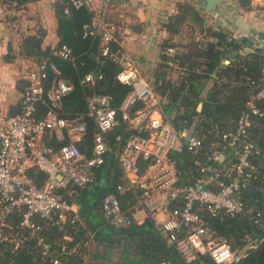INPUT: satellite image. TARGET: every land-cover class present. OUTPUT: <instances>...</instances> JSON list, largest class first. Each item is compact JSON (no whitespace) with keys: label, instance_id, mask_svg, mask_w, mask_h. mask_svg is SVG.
I'll return each instance as SVG.
<instances>
[{"label":"built area","instance_id":"obj_1","mask_svg":"<svg viewBox=\"0 0 264 264\" xmlns=\"http://www.w3.org/2000/svg\"><path fill=\"white\" fill-rule=\"evenodd\" d=\"M51 1L65 3L66 13L72 8L88 10L90 20L84 25V34L99 39L98 60L118 65L116 79L130 89L120 105L114 106L112 95L96 89L102 75L89 73L82 78L84 85L91 86L86 93L88 111L65 116L63 101L74 84L52 56L75 64L73 49L54 38L48 44L52 55L34 58L33 65L22 74L19 110L9 113L0 107V256L5 245L17 249L36 239L44 259L50 264H64L52 243L40 234L42 221L58 227L67 220L75 222L77 205L65 197L62 189L69 183L83 189L95 182L97 170L111 151L109 134L124 123L123 133L116 138L122 141L126 136L117 153L123 171L118 191L137 192L133 208L154 220L160 235L185 261L209 256L214 264H235L242 254H236L228 239L210 228L200 212L234 216L245 209L241 190L250 181L249 158L257 149L249 137V127L253 115H263L257 101L264 99V81L251 82L255 91L249 95L235 128L225 130L222 143L208 155L209 160L220 162L226 156L225 150L235 147L237 162L225 170L199 163L202 176L192 184L180 185L176 155L185 146L198 149L201 140L188 131H179L166 118L162 109L165 97L153 89L129 51L114 47L116 28L109 19L111 0ZM5 18L0 4V19ZM168 52L173 54L175 48ZM88 117L93 119L96 131L91 145L86 144V150H82L79 143L87 136ZM189 134L191 139H187ZM32 169L45 174L42 185L31 176ZM102 206L104 216L114 226L123 228L131 223L116 194L105 195ZM160 264L174 263L165 260Z\"/></svg>","mask_w":264,"mask_h":264},{"label":"trees","instance_id":"obj_2","mask_svg":"<svg viewBox=\"0 0 264 264\" xmlns=\"http://www.w3.org/2000/svg\"><path fill=\"white\" fill-rule=\"evenodd\" d=\"M8 1L15 2L19 9L31 0ZM252 3L253 0H239V5L248 10L252 9ZM54 12L59 42L68 44L77 58L73 64L52 56L74 84V89L64 98L63 114L75 116L88 111L86 93L91 86L84 85L82 78L89 73L102 75L96 89L112 95L113 105L119 106L130 87L117 81L118 65L98 60L99 39L84 34V25L90 20L88 10L72 8L66 13L65 3L55 2ZM203 22L193 4H178L177 11L163 24L170 37L160 44V61L153 70L154 80L150 82L153 89L165 97L162 109L166 118L179 131H188L201 140L198 149L190 150L185 146L176 155L181 170L180 185L192 184L202 176L199 163L225 170L237 162L238 148L235 147L226 149V156L220 162L209 160L208 155L222 143L223 132L235 128L249 95L255 91L251 82L264 81V41L257 44L247 37L235 39L226 30L210 27L201 30L214 37L213 40L191 38L185 42L175 41L174 37L188 23L202 26ZM45 37L46 32L42 30L26 36L22 54L37 60L51 56L49 45L44 46ZM114 47H119L117 42H114ZM171 47L175 48L173 54L168 52ZM246 48L252 52H245ZM5 58L9 61L10 54ZM210 81L212 85L208 87ZM23 87L22 84L21 93ZM200 103L203 107L198 110ZM257 105L263 115H253V123L249 127V137L256 143L257 149L249 158L252 167L247 169L251 172L250 181L241 190L244 211L234 216L225 212L216 216L205 210L200 212L206 224L226 237L236 254H242L235 264H264V99L258 100ZM88 122L87 136L79 143L82 150H86V144L91 145L96 131L91 117H88ZM124 126L121 123L109 134L111 151L106 163L97 170L95 182L83 189L69 183L62 189L65 197L78 205L75 222L67 220L62 227H58L42 221L40 234L52 243L53 250L64 264H160L165 260L174 264H214L209 256H202L193 262L185 261L176 248L160 235L152 218L146 217L143 222L135 218L133 205L137 192L129 190L121 193L117 189L123 176L117 153L122 150L126 136L122 141L116 138L123 133ZM50 144L59 145L55 142ZM212 171L209 170V173ZM30 174L39 185L43 184V172L32 169ZM209 187L214 188L212 185ZM111 193L119 197L122 208L130 216L129 226L116 227L104 216L102 200ZM0 261L9 264H50L43 258L36 239L17 249L5 245Z\"/></svg>","mask_w":264,"mask_h":264},{"label":"crops","instance_id":"obj_3","mask_svg":"<svg viewBox=\"0 0 264 264\" xmlns=\"http://www.w3.org/2000/svg\"><path fill=\"white\" fill-rule=\"evenodd\" d=\"M182 2L193 4L204 22L202 26L188 23L174 37L177 42L191 38L213 40L214 37L201 30L209 27L226 30L235 39L247 37L257 44L264 41V8H260L264 6V0H253L250 10L242 8L239 1L220 0L209 12L206 11V0H111L109 19L116 28V42L132 54L142 71L159 63L160 44L170 37L163 24ZM54 3L51 0H31L23 5L21 11L25 14L20 30L12 29L9 22L0 21V107L9 113L18 110L22 97V74L35 61L33 57L22 54L24 38L37 34L34 17L40 19L46 37H50L51 41L58 38ZM8 54L11 56L9 61L5 58ZM211 85L212 81L208 87ZM135 215L139 222L144 221L143 212L138 211Z\"/></svg>","mask_w":264,"mask_h":264},{"label":"rangeland","instance_id":"obj_4","mask_svg":"<svg viewBox=\"0 0 264 264\" xmlns=\"http://www.w3.org/2000/svg\"><path fill=\"white\" fill-rule=\"evenodd\" d=\"M0 4L3 5L5 12H6V18L4 20H1L2 22H9L10 23V27H12V29H19L21 28V19L23 17V15L25 14L23 11H21L23 9V7L21 6L19 9L16 7V3L15 2H10L8 0H0ZM35 19V29L36 31H45V29L42 27V25L40 24V19L34 17ZM17 30V32L19 31ZM51 41L50 37H45L44 40V46H47L48 43ZM32 66V65H31ZM31 66L28 65L27 69L28 70ZM156 67V66H155ZM155 67L149 66L147 69H144V71H142L144 73V75L146 76V78L150 81L153 82L154 77H153V70L155 69ZM173 76H176L175 74ZM241 255V254H238ZM237 255V256H238Z\"/></svg>","mask_w":264,"mask_h":264},{"label":"water","instance_id":"obj_5","mask_svg":"<svg viewBox=\"0 0 264 264\" xmlns=\"http://www.w3.org/2000/svg\"><path fill=\"white\" fill-rule=\"evenodd\" d=\"M207 1V4H206V11H211L219 2H220V0H206ZM246 52H252V50L250 49V48H246V50H245ZM226 62L228 63L229 62V60H226ZM202 107H203V104L202 103H200L199 105H198V110H201L202 109ZM192 138V135L191 134H189L188 136H187V139H191Z\"/></svg>","mask_w":264,"mask_h":264}]
</instances>
